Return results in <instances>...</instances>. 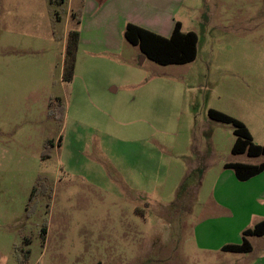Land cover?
I'll return each instance as SVG.
<instances>
[{
  "label": "rangeland",
  "instance_id": "1",
  "mask_svg": "<svg viewBox=\"0 0 264 264\" xmlns=\"http://www.w3.org/2000/svg\"><path fill=\"white\" fill-rule=\"evenodd\" d=\"M81 2L0 0V264L251 263L258 249L218 250L236 232L211 223L224 164L264 156L233 154L208 112L264 135V0H185L194 62L84 45L66 83Z\"/></svg>",
  "mask_w": 264,
  "mask_h": 264
},
{
  "label": "crops",
  "instance_id": "2",
  "mask_svg": "<svg viewBox=\"0 0 264 264\" xmlns=\"http://www.w3.org/2000/svg\"><path fill=\"white\" fill-rule=\"evenodd\" d=\"M81 1L82 10L79 11L80 15L76 16L81 23L78 52L85 45L87 47H99L107 53H121L122 46L126 40L125 30L129 24L163 37L171 36L178 21L184 29V24L177 17L184 6L185 0ZM132 13L134 15H131ZM127 65L130 69L131 64ZM115 90L113 88V91ZM247 128L253 140L256 142L257 135L260 140L256 143L264 145V135L253 130L250 125ZM262 163L264 162L259 164L249 163V165H260ZM226 164H224V167ZM234 176L232 173L229 174L228 180L221 179L216 186L218 190H216V197L219 195L224 201L219 198L220 201H215V206L226 213V219L213 226L211 223V229L213 231L215 228L223 230L232 227L236 232V234L232 235L234 239L231 242H226V244H222L217 248L220 251H222L224 246L241 244L242 241H239V235L241 236L244 231L264 221V171L247 181H240L235 173ZM231 188L234 191H231ZM249 240L253 249L247 254H253L258 249L257 256L249 264H264V236L250 237ZM255 241L259 246L255 247Z\"/></svg>",
  "mask_w": 264,
  "mask_h": 264
},
{
  "label": "trees",
  "instance_id": "3",
  "mask_svg": "<svg viewBox=\"0 0 264 264\" xmlns=\"http://www.w3.org/2000/svg\"><path fill=\"white\" fill-rule=\"evenodd\" d=\"M75 19L79 23L76 15ZM125 39L133 46H137L148 59L163 66L192 63L198 55V34L192 31L183 32L180 22L176 23L170 37H163L129 24L125 30ZM79 43L80 32L72 29L68 34L63 68V81L66 83L72 82L75 77ZM208 115L212 120L234 127L236 141L232 148L233 154H246L251 158L264 156V145L254 143L250 131L241 121L213 109L209 110ZM225 168L233 170L240 181H247L264 171V163L260 165L227 163ZM262 236H264V221L244 231L241 244L224 246L222 251L236 254L250 253L253 247L249 238Z\"/></svg>",
  "mask_w": 264,
  "mask_h": 264
}]
</instances>
